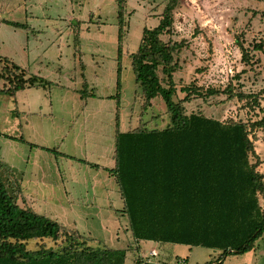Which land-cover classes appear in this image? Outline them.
Returning <instances> with one entry per match:
<instances>
[{"label":"rangeland","instance_id":"rangeland-1","mask_svg":"<svg viewBox=\"0 0 264 264\" xmlns=\"http://www.w3.org/2000/svg\"><path fill=\"white\" fill-rule=\"evenodd\" d=\"M164 3L127 0L128 25L118 60L115 0H0V57L12 58L50 82L46 89L16 94V106L26 108L24 115L13 118L20 119L25 141H0V155L6 154V162L14 170L12 174L0 167V174L9 192L16 181L32 210L78 231L90 246L132 249L125 264L138 260V264H217L221 251L201 247L141 242L137 251L127 217L121 213L117 184L109 175L118 65L121 131L141 122L160 129L168 121L160 99L140 117L143 100L129 60L142 28L157 26ZM2 19L28 24L29 29L13 28L1 23ZM75 24H81L80 47L73 41ZM161 39L183 43L173 75L177 98L184 97L179 91L184 86L223 90L229 83L234 91L259 95V109L222 94L193 97L184 104L187 114L245 123L264 116V53L253 50L254 44H264V0H181L170 33ZM240 43L250 56L248 64L242 61ZM0 97L13 108L9 96ZM12 115L6 111L7 120ZM255 137L260 171L264 172V132L257 131ZM41 242L54 249L66 245L45 239L30 241L27 248L36 250ZM255 247L244 255L220 258L221 264H264V239ZM152 250L156 257L149 255Z\"/></svg>","mask_w":264,"mask_h":264},{"label":"trees","instance_id":"trees-1","mask_svg":"<svg viewBox=\"0 0 264 264\" xmlns=\"http://www.w3.org/2000/svg\"><path fill=\"white\" fill-rule=\"evenodd\" d=\"M164 2L157 26L142 28L129 60L143 100L140 117L160 99L166 110V126L150 129L141 122L121 131V68L118 65L116 69L114 166L109 174L118 186L121 213L127 217L137 251L141 242H153L221 251V259L244 255L264 239V172L254 145L256 132H264V116L247 123L220 121L202 113L187 114L184 104L193 97L222 94L259 109V95L234 91L229 83L223 90L184 86L179 90L184 97L177 98L173 75L178 69L175 57L183 43L164 42L161 36L170 33L181 0ZM115 3L119 60L128 25L127 0ZM1 23L29 29L25 23L4 19ZM73 26V41L80 47L81 24ZM238 46L242 61L248 64V52L241 43ZM253 50L264 53V44H254ZM49 85L11 58L0 57V95L9 96L13 103L18 92ZM11 187L9 192L0 174V264H125L132 249L90 246L78 231L32 210L16 181ZM45 239L61 240L66 245L54 249L41 242L36 250L27 248L30 241ZM220 258L217 264H221Z\"/></svg>","mask_w":264,"mask_h":264},{"label":"crops","instance_id":"crops-1","mask_svg":"<svg viewBox=\"0 0 264 264\" xmlns=\"http://www.w3.org/2000/svg\"><path fill=\"white\" fill-rule=\"evenodd\" d=\"M29 89H34V88H26L25 90H29ZM25 90H23V91H25ZM20 92H22V91H20ZM0 106L2 107V108H0V141H2L3 144L4 143L6 144V138H10V139L14 138V139H19L22 142H24L25 141L24 133L22 134V131H21L23 128L21 126L20 119L17 120V118H13V117L14 116L18 117L20 115H24L25 114L24 109L26 107H24V105H23L22 107L18 108L15 104L12 108L11 104L6 103V99L1 98V97H0ZM6 111L7 112H13L15 115H12V118L7 120L6 119ZM14 141H17V140H14ZM1 148L2 147L0 146V152H1ZM16 158H17V156H16ZM112 158H113V156H112ZM112 161H113V159H112ZM113 166H114V161H113ZM0 167L4 168V170H6L7 168L11 169V170L13 169V166L8 165V162H6V154H4V153H3V156L0 155ZM112 168L113 167H111L110 169H112ZM12 171H14V170H12ZM110 177H112V179L115 181L113 176L110 175ZM108 179H110V178L108 177L107 180ZM21 184H22V181H21ZM103 188H104L105 192H108V188L106 186H104ZM106 200L110 201V198L107 197ZM148 243L157 244V243H153V242H148ZM151 249H154V248H151Z\"/></svg>","mask_w":264,"mask_h":264},{"label":"built area","instance_id":"built-area-1","mask_svg":"<svg viewBox=\"0 0 264 264\" xmlns=\"http://www.w3.org/2000/svg\"><path fill=\"white\" fill-rule=\"evenodd\" d=\"M149 255H150L151 257H156V256H157V253H156L155 250H152V251L149 253ZM178 264H179V263H178Z\"/></svg>","mask_w":264,"mask_h":264}]
</instances>
